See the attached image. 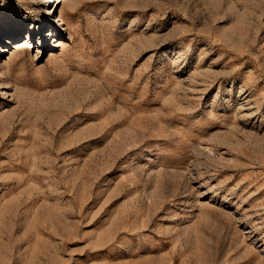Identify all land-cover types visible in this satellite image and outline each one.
Listing matches in <instances>:
<instances>
[{
	"label": "rangeland",
	"instance_id": "obj_1",
	"mask_svg": "<svg viewBox=\"0 0 264 264\" xmlns=\"http://www.w3.org/2000/svg\"><path fill=\"white\" fill-rule=\"evenodd\" d=\"M63 8L0 0V264H264V0Z\"/></svg>",
	"mask_w": 264,
	"mask_h": 264
},
{
	"label": "bare ground",
	"instance_id": "obj_2",
	"mask_svg": "<svg viewBox=\"0 0 264 264\" xmlns=\"http://www.w3.org/2000/svg\"><path fill=\"white\" fill-rule=\"evenodd\" d=\"M37 1H39L41 3V5H43L44 3L47 4V5L48 4H52V7L54 8L55 15H54V22L51 23V25H53L52 26L51 33H53L55 36H57L58 35L57 31L58 30H62L63 29V26L66 24V22L64 21V18L63 17H59V16L56 15V13H57V11L59 9V6H60V4L62 2H64V8H63V10H66L67 8H69V9L71 8L72 9L73 8V0H37ZM52 10L53 9L49 10V14H50V12ZM46 13L48 14V11H46ZM43 23L45 24L46 22L43 20ZM43 26L45 27L46 25H42V27ZM47 32H48V30L47 31L45 30L43 33L40 32L39 33V36L40 37H44V35H46ZM16 33H18V31H16V30H14V31H5V32L3 31V32H0V36H4V35H14ZM26 35L28 37H31L32 36V32L29 31V32L26 33ZM46 38L48 39V36ZM40 43H41V41H40ZM25 44L28 45L29 44L28 41L25 42ZM0 49L4 50V48H2V47H0ZM22 52H24V51L23 50H19V52H17V54L22 53ZM3 53H6V51L4 50Z\"/></svg>",
	"mask_w": 264,
	"mask_h": 264
}]
</instances>
